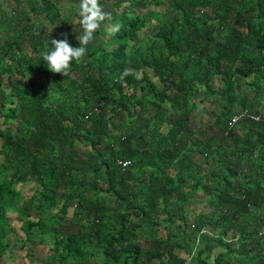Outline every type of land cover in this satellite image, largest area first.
Instances as JSON below:
<instances>
[{
  "label": "trees",
  "instance_id": "trees-1",
  "mask_svg": "<svg viewBox=\"0 0 264 264\" xmlns=\"http://www.w3.org/2000/svg\"><path fill=\"white\" fill-rule=\"evenodd\" d=\"M99 2L65 77L41 53L79 46V0L0 3V262L13 235L35 264H264V0Z\"/></svg>",
  "mask_w": 264,
  "mask_h": 264
},
{
  "label": "clouds",
  "instance_id": "clouds-1",
  "mask_svg": "<svg viewBox=\"0 0 264 264\" xmlns=\"http://www.w3.org/2000/svg\"><path fill=\"white\" fill-rule=\"evenodd\" d=\"M79 24L82 33L76 39L78 47H73L67 39V34H62V39H50L51 49L41 53L46 62L47 69L52 73L70 74L73 61L81 62L87 54V46L94 40L95 33L105 21H111V14L106 12L99 0H79ZM119 25H111L112 32L118 31Z\"/></svg>",
  "mask_w": 264,
  "mask_h": 264
},
{
  "label": "rangeland",
  "instance_id": "rangeland-1",
  "mask_svg": "<svg viewBox=\"0 0 264 264\" xmlns=\"http://www.w3.org/2000/svg\"><path fill=\"white\" fill-rule=\"evenodd\" d=\"M148 8V7H147ZM158 9V7H157ZM157 11H160L159 9ZM161 13L158 12H154L151 9H147L144 12V21H146V27H148V29L144 30L142 33L144 35H150V34H154V31L152 28H150L148 26L149 23L153 22V19L155 21L161 20ZM137 67H140V65H137ZM1 143V141H0ZM72 151H74L72 149ZM2 160V156L0 155V162ZM19 186V185H18ZM23 193L25 194L26 197H30L33 194H37V188H36V184H34L33 182H28L26 185L23 186ZM202 207V205H196V211L200 210V208ZM193 208V206H192ZM57 208H55L53 211H56ZM10 215V219L11 222L19 229L21 222L19 220V218L17 217V213L16 211L11 210L9 212ZM51 221L48 220V218L46 219V223L48 224L47 229L49 230V228L51 227ZM19 234L18 236L20 238H25V233L22 232L21 230H18ZM11 237V243L12 246L10 248V250H7L3 260L0 262V264H35V262L29 259V257L27 256V248H22L21 242H17L15 240V237L13 235H9ZM40 237V235H39ZM41 237L44 238V243L42 244H33L32 241H29L28 245L32 244L34 245V247H37V252H36V248H35V253H37V255H43L44 253L47 252V250L53 245V240H54V235H52L51 233L48 234H41Z\"/></svg>",
  "mask_w": 264,
  "mask_h": 264
},
{
  "label": "built area",
  "instance_id": "built-area-1",
  "mask_svg": "<svg viewBox=\"0 0 264 264\" xmlns=\"http://www.w3.org/2000/svg\"><path fill=\"white\" fill-rule=\"evenodd\" d=\"M2 1H10V0H0V3H1ZM256 118H257V119H260V118H261V115H257ZM120 162L123 163L122 161H120ZM130 163H131L130 161H126V162L123 163V165H129Z\"/></svg>",
  "mask_w": 264,
  "mask_h": 264
}]
</instances>
